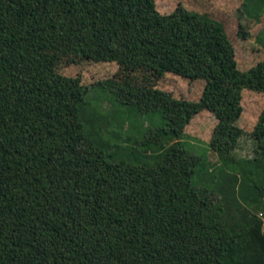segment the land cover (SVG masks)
Segmentation results:
<instances>
[{"label": "trees", "instance_id": "1", "mask_svg": "<svg viewBox=\"0 0 264 264\" xmlns=\"http://www.w3.org/2000/svg\"><path fill=\"white\" fill-rule=\"evenodd\" d=\"M257 40L264 46V30ZM64 57L114 62L125 74L88 86L60 69ZM130 69L203 85L198 97L177 96ZM93 88L161 123L142 139L118 124L114 143L94 136L88 123L104 129L108 116L101 95L86 119ZM244 88L264 92V59L240 74L224 24L197 9L0 0V264H264V107L250 130L253 156L237 159ZM202 111L218 120L208 144L249 175L252 209L194 184L201 157L182 138Z\"/></svg>", "mask_w": 264, "mask_h": 264}, {"label": "rangeland", "instance_id": "2", "mask_svg": "<svg viewBox=\"0 0 264 264\" xmlns=\"http://www.w3.org/2000/svg\"><path fill=\"white\" fill-rule=\"evenodd\" d=\"M155 1L157 9L161 13L167 14L178 5L183 4L221 21L234 43L240 74H244L258 61L264 59V46L257 40L259 34L264 30V15L256 19L257 15L263 11L264 0H247L248 8L245 10V14L243 13L244 0ZM70 58L64 57L62 59L60 69L77 76L82 74V81L88 86L105 83L110 79H123L122 76L124 77L125 74L120 66L114 62H92L86 59ZM130 76L138 81L142 79L147 83L157 84V86L166 88L177 96L198 97L203 85L199 80L176 77L155 70L130 69ZM102 91L99 88L91 89L88 103L84 104L86 119H89L88 111L92 104L91 100L102 95L101 102H106L104 103L107 107L105 112L108 116V120L104 122L106 127L103 129L100 124L88 123V130L94 136L109 138L114 143L116 139L113 140L108 131L118 124L120 127H126L124 137H130L133 140L142 139L149 127L161 123L159 118H143L127 105H121L117 101L109 104L107 92L102 93ZM239 101L244 109L242 116L246 134L242 136L238 148L234 152L237 159L239 157L249 158L254 154L256 140L251 137L250 130L253 129L255 121L264 107V92L244 88L240 92ZM217 122L218 120L209 111H202L186 127V136L182 138V141L189 151L201 157L193 176V182L199 187H209L211 197L214 199L222 197L231 204L238 201L252 209L255 191L249 184V175L244 177L240 169L235 170L224 165L219 155L208 144ZM122 143L127 145L126 141ZM131 148L133 145H130Z\"/></svg>", "mask_w": 264, "mask_h": 264}]
</instances>
